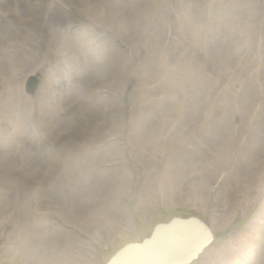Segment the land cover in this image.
<instances>
[{
	"label": "bare ground",
	"instance_id": "6f19581e",
	"mask_svg": "<svg viewBox=\"0 0 264 264\" xmlns=\"http://www.w3.org/2000/svg\"><path fill=\"white\" fill-rule=\"evenodd\" d=\"M263 17L264 0H177L173 6L168 0H0V230L7 228L0 232V264H91L90 239L101 237L86 223L111 232L110 212L130 215L119 205L131 187L128 158L139 166L161 154L167 167L177 168L178 179L188 172L190 180L181 185L196 178L191 189L214 188L219 162L204 167L201 174L210 171L204 177L191 173L201 157L198 144L226 139L217 132L234 129L233 122L227 125L241 113L229 110L234 83L207 110L210 70L217 68L213 81L233 78L231 67L242 64L247 21ZM188 58L192 67L183 71L179 64ZM157 83L169 97L155 92ZM152 91L160 97L152 98ZM251 99L262 100L258 92ZM182 132L196 135L192 151L170 141H181ZM258 134L251 131L246 141L264 180V132ZM236 154L228 158L234 174ZM155 181H146L138 210L152 200ZM43 204L62 207L65 228L51 225L48 217L58 211L44 212ZM247 229L218 250L205 248L203 264H245L257 250L255 260L264 264V238L251 249ZM241 244L244 258L237 263Z\"/></svg>",
	"mask_w": 264,
	"mask_h": 264
},
{
	"label": "rangeland",
	"instance_id": "374dc122",
	"mask_svg": "<svg viewBox=\"0 0 264 264\" xmlns=\"http://www.w3.org/2000/svg\"><path fill=\"white\" fill-rule=\"evenodd\" d=\"M168 1L170 5L173 6L177 0ZM245 34L246 36L244 39L246 43L244 41V54L239 58V60H241L242 64H244L247 58V66H241L242 64H234L230 69V74L233 75V78L227 76L226 79H218L219 81H213L217 73V68L214 67L210 70V73L213 71V77L211 81L207 83L208 101L210 103V106L207 110L209 112L211 111L212 107H215V105L219 102L218 98L222 94L227 93L228 89L234 83V91L232 92V99L230 102L229 110L230 113H232V108H234L235 111L238 110L236 112L241 113V118L235 116L227 125L229 127L233 122L235 125L234 129L227 128L217 132V136L223 135L226 137V139L221 138V142H217L216 144L213 141L216 138H208L202 148L201 144L203 141L199 142L198 149L200 151L201 157L197 160L195 158L192 162L193 168L191 170V173L198 171L197 175L203 177L210 172L208 168L204 174H201V170L204 167L207 168L210 167V163L215 164V162H219L214 170V172H216V176L211 175L212 177L215 176L213 182H216L217 184L214 186V188L197 186L195 189H191L190 186H192L193 184H198L197 179L195 178L191 180L192 182L184 181L181 185L180 180L188 178V172L185 171L182 175L179 176L178 179L177 168L175 169V167H167V164L165 163L164 158L161 154V156L159 154H154L153 158H151L150 160L144 159L143 163H141V165L139 166H136L134 163H132V159L128 158V160L130 161L129 169L132 176L131 187L128 195L124 196L121 199L119 205L122 209L126 208L130 215L122 211L110 212L109 225L111 223L113 224L111 232L104 229L101 225L99 226V223H97L96 221L91 220L86 223V226L90 227L93 230V232L90 234H95L97 232L101 237V240L97 241L96 243L90 239L91 245L94 246V248L92 249L94 250V257L92 258L93 261L91 264H106L108 260L124 245L142 240L152 232L155 225L161 222H167L173 217L187 218L194 216L203 219L208 224H211V228L213 227L212 229L216 232V234L214 235L215 238H220L218 242L213 243L207 248L211 250H218L221 245L224 244V242L228 241L235 234L243 231L246 227H248V229L245 230V232L247 231V236L251 237V249L258 243V240L256 239H258L259 237L264 238V180L262 177L263 169H255L254 166L258 161H255V163L252 165V160L255 159L252 154V144L246 141L247 137L249 138V136L251 135V131H259L258 136L261 135V132H264V17L259 20H253L249 18L246 24ZM257 50L260 51L258 52ZM257 56L259 57L257 58ZM140 58L142 59V56ZM169 65V62L166 63V66L169 67ZM179 66L192 67L189 58L184 63H180ZM183 67H181V69L185 71L186 68ZM252 67H254V70ZM260 68L263 70H261ZM247 70L249 73L247 72ZM28 83H26L25 85L26 91L30 92L27 89ZM60 86L61 83L58 85V87L60 88ZM242 86H244L243 91H241ZM155 87L157 88V90L155 91L156 93L159 90H163L166 96L169 97L167 92L165 91L163 84L157 83L155 84ZM130 91L131 90L128 89L123 98L126 115L128 111V97ZM155 92L152 91V98L154 99L160 97L157 96ZM255 92H258L259 98H262L260 103H257L256 101L254 102L251 99L252 95ZM202 96L203 105H205L207 103L206 91H204ZM219 115L220 112L218 110L217 114L212 117L214 119H217ZM202 122L203 118L201 117V119L194 126H198ZM216 131L217 130H215L214 133ZM181 136H183L181 141H170H174V144H172L176 147L178 144L179 147H181V151H192V143L196 142V140H194L196 135L192 136L191 134L188 135L186 132H182ZM170 143L171 142H167V145L169 150H172ZM189 145L192 147H190ZM235 153H237L236 155L239 158H237V166L239 167V169L236 168V173L234 174L232 173L233 170H235V168L232 166L234 163L230 164L231 160H229L228 158L233 157ZM245 165L248 166L242 169ZM150 176H154L156 178L155 182H158L159 186L155 184V192L152 195V202L149 200L150 202H147L146 205L145 203H143V205L140 206L138 210L137 205L139 203V197L141 196V194H143V187ZM188 180H190V178H188ZM152 182L153 179L151 178V183ZM167 195L169 196V198ZM216 199L220 200L221 203L216 204ZM48 206L49 205L47 204H43L41 208L44 212H46L48 211ZM58 208L61 211L63 210L60 206H58ZM218 217H222V220H216L214 222L212 221L213 218L216 219ZM48 220L51 222V225L54 228L62 229L66 226L62 220L61 215H50L48 217ZM225 220H227V227L225 226L224 229H222V225L218 227ZM5 230L7 231V228H2L0 232L4 234ZM242 242L247 245V241L243 240ZM1 244H3L2 241H0V247ZM263 244L264 243L261 244V247ZM239 247L240 248L235 250V252L239 256V260L237 261V263H240L244 258V251H242L244 250L243 244H241ZM258 252L259 250L255 252V256L258 254ZM255 256L254 258L250 256L245 264H257L258 261L255 260ZM203 263L204 258L200 257L194 264Z\"/></svg>",
	"mask_w": 264,
	"mask_h": 264
},
{
	"label": "water",
	"instance_id": "95a60500",
	"mask_svg": "<svg viewBox=\"0 0 264 264\" xmlns=\"http://www.w3.org/2000/svg\"><path fill=\"white\" fill-rule=\"evenodd\" d=\"M212 241L202 220L174 218L157 225L143 242L119 250L107 264H191Z\"/></svg>",
	"mask_w": 264,
	"mask_h": 264
}]
</instances>
